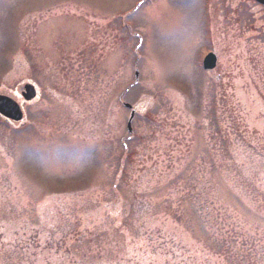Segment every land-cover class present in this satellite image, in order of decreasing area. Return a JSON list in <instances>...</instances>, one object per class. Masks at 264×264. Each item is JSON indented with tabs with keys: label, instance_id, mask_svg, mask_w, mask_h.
Instances as JSON below:
<instances>
[{
	"label": "rangeland",
	"instance_id": "obj_1",
	"mask_svg": "<svg viewBox=\"0 0 264 264\" xmlns=\"http://www.w3.org/2000/svg\"><path fill=\"white\" fill-rule=\"evenodd\" d=\"M27 82L0 116V264H241L212 241L248 240L231 225L264 264L263 5L0 0V92Z\"/></svg>",
	"mask_w": 264,
	"mask_h": 264
},
{
	"label": "water",
	"instance_id": "obj_2",
	"mask_svg": "<svg viewBox=\"0 0 264 264\" xmlns=\"http://www.w3.org/2000/svg\"><path fill=\"white\" fill-rule=\"evenodd\" d=\"M255 1L264 5V0H255ZM216 63H217L216 55L214 53H209L204 58L203 67L205 69L211 70L215 68ZM24 88L26 89V92L24 93L22 92V95L24 96L25 99L29 100L36 95L34 85L28 83L24 85ZM0 114L13 121H19L23 117V111L20 105L17 102H15L12 98L3 94H0ZM133 116L134 113H132V117ZM129 128H130V123H129Z\"/></svg>",
	"mask_w": 264,
	"mask_h": 264
},
{
	"label": "trees",
	"instance_id": "obj_3",
	"mask_svg": "<svg viewBox=\"0 0 264 264\" xmlns=\"http://www.w3.org/2000/svg\"><path fill=\"white\" fill-rule=\"evenodd\" d=\"M210 207L209 205H206L205 207V216L207 215H210L211 212H210ZM235 235L237 234H240L242 237H237V238H240V239H248V240H244L243 241V244L241 242V244L237 247H233L230 243H228L225 239L221 238L220 236H216V238H214V240H212L214 242V246H215V242L216 244L218 245L219 249H221V252L225 251V252H228L230 253L231 255V258H235L236 260H238V263H241L242 264V261L247 259L246 256H248V248H250V238H247L246 234H245V231L244 230H239V229H235V227L233 225H231ZM212 227V226H211ZM230 228V229H231ZM175 247H173V250H174V253L175 254H178L181 250H182V247L181 244H174ZM244 249V250H242ZM182 252V251H181ZM182 254H186L185 252H183ZM191 254V252H188V255ZM182 255V258H181V262L182 260L185 259L186 256ZM184 257V258H183ZM179 258V257H178ZM206 259L208 260V263L207 264H210L209 263V256L206 255Z\"/></svg>",
	"mask_w": 264,
	"mask_h": 264
},
{
	"label": "flooded vegetation",
	"instance_id": "obj_4",
	"mask_svg": "<svg viewBox=\"0 0 264 264\" xmlns=\"http://www.w3.org/2000/svg\"><path fill=\"white\" fill-rule=\"evenodd\" d=\"M22 89H21V87H19V88H16L15 89V92H17V93H13V94H11V96H13L15 99H17L18 101H20V103L23 105L24 103H28L29 101H24L23 99H22V97H21V95H20V93H19V91H21ZM18 96L21 98V100L18 98ZM38 96V92H37V95H36V97ZM35 97V98H36ZM34 98V99H35ZM6 122L7 123H10V124H13L12 122H10V121H7L6 120Z\"/></svg>",
	"mask_w": 264,
	"mask_h": 264
}]
</instances>
